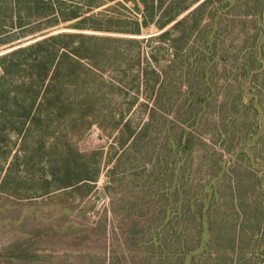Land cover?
<instances>
[{
    "label": "rangeland",
    "instance_id": "1",
    "mask_svg": "<svg viewBox=\"0 0 264 264\" xmlns=\"http://www.w3.org/2000/svg\"><path fill=\"white\" fill-rule=\"evenodd\" d=\"M136 1L50 0L57 5L52 26L41 18L43 6L14 12V0H0V56L57 32L147 38L157 33L155 27L141 36L131 32L141 19ZM255 3L239 0L224 12L229 26L221 23L219 33L225 56L210 74L215 98L195 127L185 123L182 110L160 111L151 119L153 103L144 90L131 103L146 55L160 61L154 68L173 59L172 49L158 39L119 43L123 66L107 68L103 76L124 92L96 105L101 116H89L92 103L84 102L75 117L55 119L37 145L23 134L29 123L19 134L15 127L22 121L11 118L0 136L7 146L0 149V264H264V95L259 121L243 107L240 87L250 45L245 37L255 33ZM73 9L121 23L78 31L72 28L79 19L63 18ZM170 76L174 89L163 105L175 108L192 75L173 70ZM250 86L264 90L257 80ZM186 137L189 144L182 148ZM75 153L95 164V181L39 197L49 185L43 163L50 159L74 169L67 159Z\"/></svg>",
    "mask_w": 264,
    "mask_h": 264
},
{
    "label": "trees",
    "instance_id": "2",
    "mask_svg": "<svg viewBox=\"0 0 264 264\" xmlns=\"http://www.w3.org/2000/svg\"><path fill=\"white\" fill-rule=\"evenodd\" d=\"M49 1L14 0V5H17L16 8L13 7L14 12L40 10L39 8L43 6L41 18L46 19V24L55 26L58 21L54 17L57 5ZM237 1L239 0H139L136 1V9L141 12V19L133 22L135 28L131 32L141 36L144 30L155 27L158 34L135 40L84 32H57L1 55L0 136L8 132L11 118H14L16 121H22L19 129L15 127L19 134H22L23 128L27 122L29 123L23 134L37 145L43 142V136L39 134L46 135L49 129L53 128L55 119L75 117L81 113L84 102L92 103L88 111L89 116L93 118L101 116L102 111L96 105L106 100L108 95L124 92L121 85L107 84L103 76L107 68L117 69L123 66L124 54L119 45L135 41L137 45L155 39L167 43L173 51V59L164 63L166 65L162 67L163 69L154 68L153 62L160 61L153 55H146L147 65L142 68L136 87H133L134 97L131 103L137 102L136 94L144 90L148 102L153 103L149 113L151 119H154L160 111L179 113L182 110L181 113L187 114L185 123L195 127L196 122L204 117V112L215 98V87L210 74L221 60V56H225L222 49L225 37L219 33V26L223 22L229 26L224 12L236 6ZM33 2L36 3V7L31 6ZM255 2V11L252 14L255 33L250 36L246 33L248 34L245 37L248 40L246 44L250 43V45L244 50L247 62L240 71L243 77L240 87L246 100L245 104L242 103L243 107L245 110H252L255 116H260L259 121H261V96L264 95V90L260 87L259 90L254 91L250 86L255 80L264 86V0H255ZM69 15L70 17H67L63 13L64 22L79 19L72 28L78 31L86 29L102 31L113 22L121 23L113 20L112 17L106 21L100 20L99 15L83 17L77 9L70 11ZM205 17L208 22L205 21ZM27 24L31 23L25 25ZM23 26L21 22L20 27ZM140 54L138 52L139 57ZM139 61L141 63V60ZM173 70L180 71V74L185 71V75H192L193 78L189 77L185 90H180L183 101L175 108L167 106V103L163 105L167 94L174 89V83L170 79ZM237 108L241 109L236 107V114ZM34 128L37 129L38 134L31 132ZM132 136L131 132L130 137ZM1 139L0 137V149L1 147L5 149L7 146ZM25 140L22 151L26 160L29 149H26ZM183 140L180 141L182 148L185 144H189L190 138L186 137ZM43 145L46 147L45 143ZM54 146L55 144H51L47 149ZM73 158L75 159L67 160L76 164L74 169H67V165H59L50 159L43 163V166L46 165L44 168L47 169L44 172L45 180L49 185L43 189L39 197L66 188H78L88 184L87 182L95 181V164L85 162L88 157L82 153H75ZM29 164L26 160L24 165L29 166ZM23 172L29 173L26 167ZM8 174L6 180L9 178Z\"/></svg>",
    "mask_w": 264,
    "mask_h": 264
}]
</instances>
